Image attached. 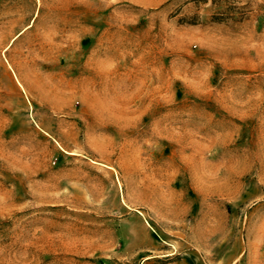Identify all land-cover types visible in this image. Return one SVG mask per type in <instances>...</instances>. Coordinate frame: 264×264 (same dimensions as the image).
Instances as JSON below:
<instances>
[{"label": "rangeland", "instance_id": "1", "mask_svg": "<svg viewBox=\"0 0 264 264\" xmlns=\"http://www.w3.org/2000/svg\"><path fill=\"white\" fill-rule=\"evenodd\" d=\"M0 264H264V0H0Z\"/></svg>", "mask_w": 264, "mask_h": 264}]
</instances>
